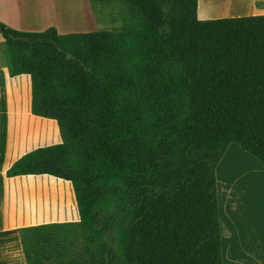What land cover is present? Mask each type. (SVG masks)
<instances>
[{"label":"trees","instance_id":"16d2710c","mask_svg":"<svg viewBox=\"0 0 264 264\" xmlns=\"http://www.w3.org/2000/svg\"><path fill=\"white\" fill-rule=\"evenodd\" d=\"M90 1L132 21L67 34L0 23L11 78L30 77L33 116L61 138L6 176L71 183L80 217L20 228L26 264H225L217 168L233 144L264 165V15Z\"/></svg>","mask_w":264,"mask_h":264},{"label":"rangeland","instance_id":"374dc122","mask_svg":"<svg viewBox=\"0 0 264 264\" xmlns=\"http://www.w3.org/2000/svg\"><path fill=\"white\" fill-rule=\"evenodd\" d=\"M28 2L32 4V10H30L29 4L27 26H22L23 29L18 31L43 32L46 28L56 27L63 34L85 33L118 30L132 21L128 8L118 2L110 4H92L90 0H28ZM34 11L36 13H33ZM198 12L199 19L202 21L264 15V0H199ZM0 88H7L4 81ZM10 125L8 106L0 99V260L6 257L5 254H9L12 257V261L5 264H26L25 259L19 257L22 251L19 250L21 245L18 230L23 228L27 222L38 223L39 225L70 222L67 217L69 212L64 209V202H62L63 200L60 196L52 195L53 192L45 194L43 201L38 200L35 204L29 206L19 203L15 211L11 207L7 209L8 206L2 204V184L6 176L5 169L10 165L7 166V163H12L14 159L21 155V152L15 147L11 152L8 150L9 143L6 137L9 133V127L10 130L13 127V125ZM54 139L56 140H49L46 144L53 146L61 143L58 138L55 137ZM230 157L235 159L232 161H237V163L249 168L253 175L249 179L258 183L259 186L257 187L259 206L253 213L244 214V218L241 219V226L239 230L237 229L242 236L239 245L248 251L251 258L255 254L264 257V185L261 184V182L264 184V166L250 154L241 151V149L240 151L233 149ZM228 168L231 169L232 166H228ZM61 182L66 181L61 180ZM39 183L40 181H36L37 185ZM69 184L71 185V183ZM5 218H10V220L12 218L17 219V223L12 229H6ZM221 223L223 234H227L229 232L228 226L223 221ZM0 264L3 263L0 262Z\"/></svg>","mask_w":264,"mask_h":264},{"label":"crops","instance_id":"0c3cea01","mask_svg":"<svg viewBox=\"0 0 264 264\" xmlns=\"http://www.w3.org/2000/svg\"><path fill=\"white\" fill-rule=\"evenodd\" d=\"M32 1V0H31ZM29 4H30V10H32V4L28 2V0H0V23H3L7 25L10 28L16 29V30H22V26H27V19H28V10H29ZM33 13H36L35 11ZM47 29V28H46ZM45 29V30H46ZM11 72H12V66H11V57L10 52L7 44L2 41L0 37V83L2 82L6 83L7 88H3V91H1L0 88V99L6 103L8 106V120L9 124L15 125L18 122V118L20 117V112L18 111V106H26L29 108V115H31V118L35 121H40L42 123H50L48 119H43L40 117H35L31 113V100H32V94H31V80L29 76H21L17 78H11ZM22 84H27L29 88H27L26 91L20 92V88ZM10 125V126H11ZM9 133L7 134V142L8 150L11 152V150L17 148L19 152H21L22 148H27L28 142H17L15 141L11 142L10 139V127L8 129ZM49 140H56L52 139V137H49V135L46 136L45 142H39L38 145H35L32 147L31 150L25 152L24 154L19 155L6 169L7 170L22 156L25 154L41 147H46L50 144L48 143ZM46 145H45V144ZM233 149H236L238 151H244L245 153L249 154L245 150H243L240 146H237L236 144H233L229 147L227 150L225 156L223 157L220 164L224 163V161L228 158L230 161H232L234 158L230 157V153ZM251 155V154H250ZM252 156V155H251ZM253 157V156H252ZM255 158V157H253ZM256 159V158H255ZM235 160V159H234ZM257 160V159H256ZM258 161V160H257ZM237 166L235 167V170L233 172L232 180L234 182L235 186L243 185L250 182V177L253 175L251 174V171L246 166L242 165L241 163H237L235 161ZM260 162V161H259ZM261 163V162H260ZM219 164V166H220ZM262 164V163H261ZM263 165V164H262ZM218 166V168H219ZM264 166V165H263ZM217 168V171H218ZM236 172V174H235ZM251 174V175H250ZM36 181H40L39 185H44L46 187H54L55 191L58 192L60 187H64V185L69 186V182H61L60 179L50 177V176H24V177H16V178H7V176L3 179L2 184V190H3V197H2V204L7 205V209L10 207V203L12 202L13 198L15 197L14 189L22 184H36ZM54 181V182H53ZM218 182V179H217ZM53 183V184H52ZM65 183V184H61ZM52 184V186H51ZM262 185H264L261 182ZM37 185V184H36ZM55 191H50L55 193ZM220 192V189H218ZM38 201V200H37ZM36 201V202H37ZM35 202V203H36ZM240 207H242L243 210L248 209L247 203L240 201L238 199L237 203ZM68 221L70 222H77L79 221V213L77 214H68ZM221 217V214H220ZM244 218V217H242ZM238 218V221H235V223H226L224 219L221 217V222H225L228 226L229 232L227 234H223L222 232V253H223V260L225 264H264V257L260 256L258 254H255L252 258L247 250H245L243 247L239 245L240 240L242 239V236L237 231L238 227L237 225L241 223V219ZM15 223H17V219L12 218H5L4 224L7 230H10L14 227ZM45 224V223H44ZM222 224V223H221ZM39 225L38 223H30L27 222L23 227H29V226H36ZM42 225V224H40ZM239 230V229H238ZM226 237H225V236ZM19 250L22 251V248ZM6 257L1 259L0 262L3 264L9 263L12 261V257L9 256V254H5ZM20 258L24 259L23 253L19 255Z\"/></svg>","mask_w":264,"mask_h":264},{"label":"bare ground","instance_id":"6f19581e","mask_svg":"<svg viewBox=\"0 0 264 264\" xmlns=\"http://www.w3.org/2000/svg\"><path fill=\"white\" fill-rule=\"evenodd\" d=\"M27 88H29L27 84H22L20 92L26 91ZM18 111L20 112V117L18 121H16L18 123L13 125L10 130V139L11 142L15 141L16 143L19 141L28 142L27 148H22L21 154L31 150L32 147L38 145L39 142H45L47 135L52 138L56 137L59 141L61 140L55 121L42 123L33 120L31 115H29V108L26 106H18ZM228 158L224 163L220 164L217 173L220 189V213L226 223H235V221H238V218L244 217V214L253 213L259 206L260 202L258 200L257 190L259 186L258 183L252 182L251 180L249 183L235 186L231 177L237 164L235 161H230ZM9 164H11V162L7 163V166ZM228 166H232V168L229 169ZM50 191H55V188L53 186L45 187L44 185L29 183L19 185L14 189L15 197L10 203V207L15 211L19 203L29 206L35 204L37 200L43 201L44 195L49 194ZM52 195L60 196L63 200L62 202H64V209L71 213V215L78 213L71 185H69V187L64 185V187H61L58 192L55 191V194L53 193ZM238 197L239 202L243 201L247 203L248 209L243 210L242 207L237 204ZM240 226L241 223L237 225L238 229Z\"/></svg>","mask_w":264,"mask_h":264}]
</instances>
